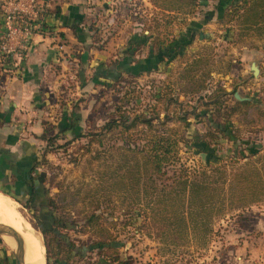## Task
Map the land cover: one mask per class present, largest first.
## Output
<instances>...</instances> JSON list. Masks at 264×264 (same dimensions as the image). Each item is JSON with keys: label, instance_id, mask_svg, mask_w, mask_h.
Masks as SVG:
<instances>
[{"label": "rangeland", "instance_id": "rangeland-1", "mask_svg": "<svg viewBox=\"0 0 264 264\" xmlns=\"http://www.w3.org/2000/svg\"><path fill=\"white\" fill-rule=\"evenodd\" d=\"M108 1L89 2L78 23L84 43L61 48L65 67L46 76L45 125L55 137L35 139L38 191L29 200L11 180L0 191L39 235L48 264H111V255L133 264H219L234 240L264 236V190L252 188L253 171L264 172V1ZM158 40L180 44L159 64ZM96 49L106 53L102 62ZM101 69H110L107 77ZM158 132L176 140L160 170L146 157ZM46 227L67 235L76 253ZM0 264H16L2 235Z\"/></svg>", "mask_w": 264, "mask_h": 264}, {"label": "crops", "instance_id": "crops-1", "mask_svg": "<svg viewBox=\"0 0 264 264\" xmlns=\"http://www.w3.org/2000/svg\"><path fill=\"white\" fill-rule=\"evenodd\" d=\"M5 1L0 0V42L6 29ZM90 1L50 0L49 13L40 23L45 22L46 28L43 26V30H33L25 49L16 44L10 54L0 52V181L4 183L8 176L12 178L9 171L15 165L24 169L28 166L29 159L35 156L38 147L35 139L42 130L41 121L52 114L49 110L52 104L50 97L45 94L48 89L46 76L60 74L59 71L55 73L56 64L65 67L66 61L62 57L61 48L66 50L70 44L73 47L79 42L84 43L86 36L76 35L72 25L78 26L86 17ZM108 2L104 0V3ZM56 8L59 11L54 15ZM32 24L37 25V22L32 20ZM190 24L199 23L192 20ZM193 33L191 31L190 35L193 36ZM86 42L90 43V38ZM92 52L99 62L106 56L104 49ZM230 245L228 252H225L228 257L220 260L219 264H242L235 257L239 252L250 258L264 259V236L257 239L241 238L238 243L234 240Z\"/></svg>", "mask_w": 264, "mask_h": 264}, {"label": "trees", "instance_id": "trees-1", "mask_svg": "<svg viewBox=\"0 0 264 264\" xmlns=\"http://www.w3.org/2000/svg\"><path fill=\"white\" fill-rule=\"evenodd\" d=\"M243 1L246 2V0H243ZM260 1H264V0H260ZM234 2H236V1H233V2L229 3L226 7L233 5ZM253 3H254V0H253ZM58 11H59L58 8H56L53 11L54 12L53 14L55 15ZM48 13H49V11L46 13V15ZM43 26L44 27L46 26L45 22L40 24L39 27H32V30H38V31L43 30ZM72 28H73L74 33L78 34V26L73 24ZM190 38H192L191 35H188V39H190ZM182 41H183V39H182ZM153 44L155 45V47H157V50H159L158 51L159 57H158V54L155 55V59L158 62L157 64H159L160 62L164 63L168 59H171L175 55L174 52H173L174 48L178 47L177 45H180V44H176L175 45L174 43L166 45L164 43V41H159V40L157 42H153ZM197 60H199V59H196L195 61H191L189 63H186L183 66V70H184L185 74H188V75L190 74V68L192 67V65L194 63L197 62ZM134 67H136L138 69L139 64L138 63L135 64ZM127 68H128V73H130V74L133 73V72H131L132 71L131 67H127ZM109 70L110 69H108V71ZM108 71H107V69H106V71H103L101 69L100 74L98 76H100L102 78L104 76L107 77ZM138 73H139V71H135V74H138ZM157 94H158V92H157ZM236 102H238L237 104H245L246 103V102H242L241 103L240 101H236ZM142 120H145L146 122H149V118H145V119H142ZM46 122H47V119H45V118L42 119V121H41L42 130L37 135V137L45 139L46 141L49 142V141L54 139L55 135H51V134L48 133L49 130L51 129V127L50 126H46L45 125ZM66 128H68V127L64 126V127L60 128L59 132H63ZM228 128L229 127H227L223 123H218V126H217L216 130L220 131L222 133H225L226 136H229ZM213 136L216 137V135H213ZM175 143H176V140H174L170 135H168V134L166 135V134H164L162 132L155 133L153 135V137H151V139H150L151 150L146 155V157H147L148 161L153 165L154 169H156V170H160L161 169L162 165L166 162V160L168 158V153H167L168 148L170 146L174 145ZM202 145H203L202 146L203 148H206L207 147V142L203 143ZM250 148L251 147H249V149ZM38 163H40V162H39V152H38V147H37V151L35 153V156L32 159H29L28 166L26 168H24V169H21L20 165H15V167L9 171L10 175L12 176V178L10 176H8V179H7V181L11 180V185L15 186V188H16V192L15 193L24 194L26 196V198H28L29 200L32 198V196L35 195V192L38 191L39 178L37 177V171H36ZM263 177H264V172L261 173L258 170H254L253 171L252 179L254 181H256L257 184H258V185L252 184L253 190H255V191H263L264 190V182L262 181ZM258 178H259V181H258ZM5 184L6 183H4L2 185H5ZM6 189H8V191L10 190V188H6ZM64 222H67V221H64ZM60 224L61 225H65L67 223H62L60 221ZM42 231L44 233H46V232L53 233L56 236L60 237L61 239L65 240L66 245H68L70 247V253L71 252H74V254L76 253L74 251V248H75L74 244L71 241L68 240L67 235L62 234L60 231L53 230L50 227L43 228ZM114 243L115 242L113 240H111V241L104 242V245H107V246H109L108 248H110V247L116 245ZM113 250H116V249H113ZM109 258L110 259H109L108 262L111 263V264H133V263L130 262V260L128 258L127 259L126 258L123 259V258H120L118 255H111V257H109ZM65 260L63 262L60 261L58 264H68V261L67 260L65 261Z\"/></svg>", "mask_w": 264, "mask_h": 264}, {"label": "built area", "instance_id": "built-area-1", "mask_svg": "<svg viewBox=\"0 0 264 264\" xmlns=\"http://www.w3.org/2000/svg\"><path fill=\"white\" fill-rule=\"evenodd\" d=\"M48 3L49 0L5 1L4 20L6 29L0 42L1 53L10 54L16 44L21 49H25L27 39L33 31L32 27H39L49 11ZM32 20H35L37 25L32 24Z\"/></svg>", "mask_w": 264, "mask_h": 264}, {"label": "bare ground", "instance_id": "bare-ground-1", "mask_svg": "<svg viewBox=\"0 0 264 264\" xmlns=\"http://www.w3.org/2000/svg\"><path fill=\"white\" fill-rule=\"evenodd\" d=\"M0 222L12 225L22 235L24 246L16 243L9 235H3V238L16 253L24 254L26 264H44V245L39 235L33 231L30 222L14 208L11 199L1 191ZM20 264H23L22 259Z\"/></svg>", "mask_w": 264, "mask_h": 264}, {"label": "water", "instance_id": "water-1", "mask_svg": "<svg viewBox=\"0 0 264 264\" xmlns=\"http://www.w3.org/2000/svg\"><path fill=\"white\" fill-rule=\"evenodd\" d=\"M250 66H251L253 73L257 74L259 70L257 64L255 62H252ZM234 96L240 100L248 99V97L242 96L238 91L234 92ZM202 154L204 155L205 153H202ZM0 235L2 236L9 235L16 241V243L24 246V239L22 235L18 232L17 229H15L10 224L0 222ZM13 253L15 255L16 264H20V259L23 260V264H26L24 254L16 253L14 250H13ZM44 264H48V256L46 255V252H45V246H44Z\"/></svg>", "mask_w": 264, "mask_h": 264}]
</instances>
